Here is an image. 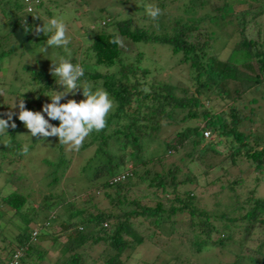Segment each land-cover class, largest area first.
<instances>
[{
  "label": "trees",
  "instance_id": "1",
  "mask_svg": "<svg viewBox=\"0 0 264 264\" xmlns=\"http://www.w3.org/2000/svg\"><path fill=\"white\" fill-rule=\"evenodd\" d=\"M70 2L75 4V0H0V71L6 59L37 53L47 60L48 54L57 53L54 60L67 56L58 47L41 52L54 30L45 35L36 29L53 18L68 24L63 16ZM173 2H178L181 14L166 10ZM243 2L246 6L237 12L234 6ZM109 5L113 11L101 16L98 25H79L88 37L85 60L93 65L84 68L79 83H90L94 91L106 90L114 100L107 126L92 132L81 147L93 150L80 172L90 171L83 176L96 184L95 190L86 193L79 205L75 198L67 199L64 191L52 189L69 165L56 137L60 152L54 161L44 159L49 167L44 178L50 179L43 181L45 189L40 187L37 205L30 203V188H14L0 197V221L13 230L9 237L0 225V243L6 251L0 264H8L16 250L22 253L18 264H28L32 258L40 264L48 256L49 241L58 254L52 264H95L98 260L99 264H125L144 240L153 243L156 233L170 240L169 251L164 250L170 258H162V264H207L200 255L213 248L233 256L217 264H264V144L255 131L261 105L254 98L245 100L256 90L264 98V36L256 39L245 34L248 23L260 17L264 20V0H117L101 4L98 15ZM147 5L158 6L162 15L157 20L146 17V25L140 18H145L142 13ZM205 6L209 10H199ZM233 23L240 38L231 48H223L227 53H218L214 46L225 47L228 38L217 30L224 31ZM116 34L123 46L109 43ZM146 43L165 44L172 54H179L178 64L187 66L190 86L156 78L157 69L142 63L144 52L134 51ZM76 46L77 42L69 45L70 59L81 65L85 60L74 55ZM115 65L117 69L110 70ZM22 69L25 74L15 71L14 81H20L9 91L19 100L11 120L16 127L7 130L5 140L0 135V159L12 165L5 179L10 183L26 178L16 174L25 156L16 138L22 125L20 100L27 110L41 111L55 88L56 76L44 69L29 63L22 64ZM217 105L222 108L216 109ZM50 123L56 126L59 121ZM165 123L174 124L169 139L158 134ZM31 139L29 150L39 138ZM146 140L158 141L154 153H145ZM220 143L224 149H219ZM237 166V173L231 175L230 167ZM216 167L222 175L208 179V172ZM121 173H126L124 178L112 181ZM200 175L206 177L204 183ZM215 184L217 188L205 193ZM139 187L134 197L129 195ZM97 190L102 191L104 201H93ZM33 225H37L35 232ZM97 244L101 250L96 257L89 256L87 252Z\"/></svg>",
  "mask_w": 264,
  "mask_h": 264
},
{
  "label": "rangeland",
  "instance_id": "2",
  "mask_svg": "<svg viewBox=\"0 0 264 264\" xmlns=\"http://www.w3.org/2000/svg\"><path fill=\"white\" fill-rule=\"evenodd\" d=\"M117 0H75V4L73 2H70L67 4L66 7V15L63 16V20L67 21V29H68V35L71 37V42L76 43L77 46L74 48L75 53L74 55L77 56L79 61L85 60V54L83 53L84 51V46L88 42V37L87 35H82L85 29L80 27L79 25L83 23L84 27L85 25L87 27H92L95 25L99 24L98 19L102 18L101 16H106L107 14H111L113 9L109 5L106 7L103 11V15H98V7L101 6V4H110L114 3ZM84 3V4H83ZM244 3V2H243ZM238 3L234 6V8L237 9V12L239 9H242L246 6L244 3ZM74 4V6H73ZM178 2H173L166 6V10L169 11V13H172L174 15L181 14V8H178L177 6ZM77 5V7H75ZM116 8H120L118 6H115ZM86 8V12H85ZM84 9V11H83ZM200 11H206L209 10L208 6H205L204 8H200ZM83 11V14H80ZM236 13L235 11L233 14ZM145 15V18H140V23L148 24V19L146 17H149L147 13H142ZM141 14V15H142ZM139 15V16H141ZM138 16V17H139ZM143 16V15H142ZM77 19V21H75ZM104 19V18H103ZM79 20V21H78ZM90 20V21H89ZM86 21V22H85ZM89 21V22H88ZM237 23V20L234 21V23ZM65 23V22H64ZM227 24L226 25V30L220 31L217 30L218 33H221L224 38H228L227 42L225 43V47L223 46H217L215 45V51L218 53H227L224 52V49L231 48L233 44L236 43V41L239 40L240 35L235 32V24ZM259 23V26L256 24ZM152 26H155L154 23ZM207 26V24H206ZM2 29L6 30V26L2 24ZM259 30V34H258ZM71 33V34H69ZM247 36L249 37H254L257 39V37H262L264 36V20L262 17L258 18L255 22H250L247 25L246 28V33ZM84 36V38H83ZM220 43V42H219ZM224 48V49H223ZM141 50L144 52V60H142V63L145 64L147 67H151L152 69H157L154 71V76L156 78L160 79H165L169 80L171 82H176V81H184L186 82L187 85L190 86V82L188 81V71H187V66L184 64H178V59H179V54H172L171 49L168 45L161 44V43H146V44H139L137 48L134 49V51ZM128 52V51H127ZM130 54V52H128ZM57 53L53 54H48L49 60L46 59V57L43 55H40L37 53L36 56H27L22 57V58H11V59H6L4 61L5 63V68H3L0 71V79L5 80L0 83V118L3 119H8L7 113L11 112L13 114L12 118L16 115V110H18V101L17 100V95L13 94L12 92L10 93L11 86L14 87V85H18L19 80L14 81V73L15 71H19V73H24V69H22V64L24 63H29L31 66L35 68H42L44 69L48 74H52V63H57L59 57L57 60L55 58ZM58 55V54H57ZM126 58H129L130 55L124 54L123 55ZM19 61H18V60ZM53 59V60H52ZM89 59L83 61L82 67L85 69H91L92 64ZM117 69V65L113 66L110 68V70H115ZM56 80H58V77L55 78L53 81L55 88L50 92V97L45 100V102L41 106V112L43 109V106L45 104L51 103V97H54L57 94H63V92H66L67 89H64L63 86L59 85ZM14 83V84H13ZM85 83L84 81L80 82V85ZM89 85H91L89 83ZM261 89V88H260ZM264 90V89H263ZM255 99L259 101V106L261 105L260 108H258L255 118H257V126H256V132L257 134L260 135L259 141L264 144V98L261 97V90H256L250 92L245 100H250V99ZM68 99H75L77 102L85 99L83 97V91H76L74 94L73 93H67L65 97L61 99V103H66ZM246 102V101H245ZM256 105V104H254ZM222 108L221 105H217L216 109ZM34 111V110H33ZM45 115V118L48 119L46 113H42ZM263 116V117H262ZM11 121V120H10ZM15 123V121L9 122V125L11 123ZM56 126H59L57 124ZM12 128L9 126L8 129ZM7 129V130H8ZM174 124L171 123H165L161 126L160 132L158 133L159 136L163 139H169L171 138L174 134ZM2 139L5 140V137L8 136V134H3ZM16 138L20 140L22 145H26L32 142L30 131L25 127L24 123L22 122V125L20 128L16 131ZM39 138L38 141L35 143V145L29 150L28 154L25 155L21 161L19 162V165L17 166L16 174H23L26 178L22 179L18 182H6L5 179L8 177V171H11L12 165H8L5 161H1L0 159V197L4 196L8 192L12 191L14 188H21L23 191H27L29 188L33 189L32 191V196L30 197V200H32L30 203L31 205H37V201L40 198V192L43 188L42 186H45L43 181H48L50 177L44 178L46 173L48 174V164L44 161V159L54 161L56 160L58 154H59V148L56 144V137H48L46 139L44 138ZM1 140V139H0ZM1 142V141H0ZM157 140L154 142L152 140H146L145 141V153L152 152L154 153L155 150L158 148ZM94 142L93 144H95ZM62 145V144H61ZM95 146V145H93ZM63 147V152L66 155L69 165L64 173V176L61 177L58 181V184H55V187L52 189L55 191H64L65 197L67 199H72L75 198L79 205L82 204V201H85L87 198V194L89 191L91 193L93 190H95L96 184H93L91 180L85 179V176H87L90 171L87 169L85 170L84 174L80 172V168L82 165L86 163V157L90 156L92 153V148L91 147H84L80 148L79 151H74L70 150L69 146L62 145ZM219 149H224V144L220 143L218 144ZM146 153V154H147ZM150 154V153H149ZM7 158V156H6ZM44 161V163H43ZM130 165V163H128ZM226 166H228V163H225ZM243 166V165H242ZM245 166H243L244 168ZM231 169V175H234L238 171V166L237 167H230ZM249 171V170H248ZM45 174V175H44ZM85 175V176H83ZM222 175V170L220 168H214L208 172L207 178L212 179V177H217ZM230 177V176H228ZM200 181L201 183H204L206 177H203L200 175ZM224 179V177H223ZM39 183V184H38ZM224 183V182H223ZM41 185V186H40ZM218 185H212L208 186V189H205V193H209L208 191L213 188H217ZM260 188H263V184H261ZM45 189V188H43ZM134 189V188H133ZM202 187L200 186L198 189V192ZM141 190L140 187L132 190L129 192L130 196H135V193L137 191ZM135 191V192H134ZM134 194V195H133ZM208 195V194H207ZM206 195V196H207ZM93 201H104V196L101 190H97L95 192V196H93ZM99 199V200H98ZM148 198H144L142 201L147 200ZM0 225H4L3 231H5L7 236L13 235V230L10 229L9 223L3 224V221H0ZM32 227H37L32 226ZM52 229H58V226H53ZM157 234V233H156ZM154 234L152 237L153 238V243L152 241L149 242L148 240H144L141 244H139L134 252H132L130 258H128L125 262V264H162L161 259L162 258H170L169 253L165 252L164 250L169 251V246H170V240L163 235H156ZM61 239H63V236H61ZM156 241V243H155ZM47 243V247L49 248L48 253H47V258L42 261L40 264H52L53 260L55 259L57 254V248L56 246L51 247L50 241ZM155 243V245H154ZM54 248V249H53ZM101 250V245L97 244L93 246L92 249H90L87 253H89V256L96 257L98 252ZM6 251L2 248V244L0 243V259L5 258V253ZM230 251H221L219 248H213L209 250V253L202 254V258L204 260H207V264H217V263H222L225 261H231L233 259V256L229 253ZM198 257L199 254H196ZM35 257V255H34ZM36 258V257H35ZM89 259V258H88ZM28 264H35L36 261L34 258L31 259V261L27 262ZM100 261H96L95 264H99Z\"/></svg>",
  "mask_w": 264,
  "mask_h": 264
},
{
  "label": "clouds",
  "instance_id": "3",
  "mask_svg": "<svg viewBox=\"0 0 264 264\" xmlns=\"http://www.w3.org/2000/svg\"><path fill=\"white\" fill-rule=\"evenodd\" d=\"M146 13L152 20H157L162 15V10L155 5H147ZM54 30V32H53ZM38 33L53 32L46 41V46L41 48V52H47L48 48H62L67 56H60L57 63H52V75L58 77L56 82L67 89L63 94H57L51 97V103L45 104L41 111L27 110L23 99L19 103L18 119L24 123L30 131L31 137H57L59 143L69 146L70 150L79 151L86 138L92 132H100L107 126V117L114 108V100L109 93L103 89L93 90L92 86L85 83L82 87L79 83L84 75V68L79 64L71 62V50L69 45L71 37L67 34V25L55 18L49 21L47 26L36 29ZM109 43L123 46V42L118 34L109 41ZM82 89L85 99L77 102L75 99H68L66 103H61V99L67 93H75ZM46 113L48 119L45 118ZM8 119L0 118V135L6 134L9 126L16 127L12 120L11 112L6 114ZM52 121H59V126H54ZM7 146V144H5ZM21 155H27L29 145H23L19 150ZM126 173H121L112 179V181L124 178Z\"/></svg>",
  "mask_w": 264,
  "mask_h": 264
},
{
  "label": "built area",
  "instance_id": "4",
  "mask_svg": "<svg viewBox=\"0 0 264 264\" xmlns=\"http://www.w3.org/2000/svg\"><path fill=\"white\" fill-rule=\"evenodd\" d=\"M204 135L205 136H208L209 135V132L208 131H205L204 132ZM37 227H34L33 230L34 232L36 231ZM22 255L21 251L20 250H16L15 253L13 254V257L12 259L9 261L8 264H18V260H19V257Z\"/></svg>",
  "mask_w": 264,
  "mask_h": 264
}]
</instances>
